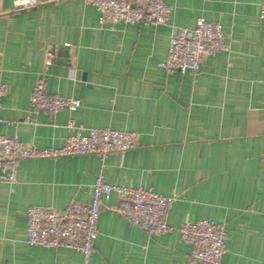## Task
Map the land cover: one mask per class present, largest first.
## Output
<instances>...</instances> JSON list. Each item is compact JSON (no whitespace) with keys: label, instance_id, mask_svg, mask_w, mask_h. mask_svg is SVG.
<instances>
[{"label":"crops","instance_id":"1","mask_svg":"<svg viewBox=\"0 0 264 264\" xmlns=\"http://www.w3.org/2000/svg\"><path fill=\"white\" fill-rule=\"evenodd\" d=\"M16 1L0 0L7 88L0 136L59 148L73 134V121L85 133L108 128L139 137L136 148L111 155L104 168L94 154L21 160L17 182L0 181V264H85L74 249L30 246L26 213L91 204L102 168L109 185L176 201L171 230L149 236L109 210L119 202L113 194L88 264H197L180 230L199 220L225 225L222 264H264V0H164L169 24L115 29L101 28L99 13L83 0L15 13ZM199 18L222 26L228 50L204 56L197 73L167 74L159 64L171 39ZM40 76L49 94L82 106L56 117L32 108Z\"/></svg>","mask_w":264,"mask_h":264},{"label":"built area","instance_id":"2","mask_svg":"<svg viewBox=\"0 0 264 264\" xmlns=\"http://www.w3.org/2000/svg\"><path fill=\"white\" fill-rule=\"evenodd\" d=\"M66 0H17L13 12L29 11L47 3ZM99 13L101 28L115 29L119 25H167L172 10L164 0H83ZM264 22V6L260 12ZM69 53L71 45L67 44ZM228 50L223 28L205 18L197 20L193 29L183 28L170 41L166 60L159 64L167 74L199 72L206 55H216ZM51 57V52L48 53ZM7 88L1 81L0 69V122L2 98ZM30 105L56 117L64 109L71 112L82 106L80 99L64 98L48 93L47 83L40 76L33 87ZM28 120V118H27ZM68 129L73 131L65 144L59 148H37L16 138L0 136V181L11 184L17 182L18 164L24 159L58 160L63 157L94 154L101 158L103 168L113 154H123L137 147L139 134L113 129H93L85 133L82 126L71 121ZM103 168L92 189L89 205L73 203L65 212L52 208L32 207L27 210V243L45 248H69L80 252L88 264L94 252V243L99 236L98 221L106 202L113 194L118 197V205L108 207L122 216L131 226L140 228L149 236L168 233V215L176 198L165 197L153 190L131 189L112 186L104 181ZM181 240L191 246V261L197 264H222L225 243L228 236L225 225L214 221L199 220L185 224L181 230Z\"/></svg>","mask_w":264,"mask_h":264},{"label":"water","instance_id":"3","mask_svg":"<svg viewBox=\"0 0 264 264\" xmlns=\"http://www.w3.org/2000/svg\"><path fill=\"white\" fill-rule=\"evenodd\" d=\"M63 48H64L65 50H68L67 46H63ZM66 52L68 53V51H66Z\"/></svg>","mask_w":264,"mask_h":264}]
</instances>
